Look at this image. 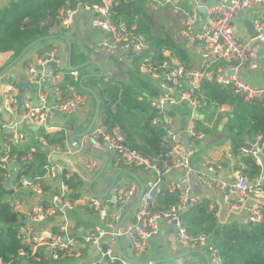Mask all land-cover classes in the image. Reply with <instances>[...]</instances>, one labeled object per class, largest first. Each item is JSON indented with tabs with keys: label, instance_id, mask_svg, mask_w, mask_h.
<instances>
[{
	"label": "built area",
	"instance_id": "2783aa9c",
	"mask_svg": "<svg viewBox=\"0 0 264 264\" xmlns=\"http://www.w3.org/2000/svg\"><path fill=\"white\" fill-rule=\"evenodd\" d=\"M143 1L150 7L171 4L177 13H182L185 23L181 37L186 40L187 47H199L202 50L201 68H186L168 50L164 52L166 59H156L145 37L136 33V27L129 28L124 22H114L112 0H102L101 5H85L80 0L78 7L61 10L58 16L59 31L65 35L70 33L75 17L84 9L90 13L92 26L102 33L98 48L110 55L124 57L131 65L135 59H142L140 72L147 75L159 90V95L151 105L157 114L152 125L164 127L163 142L170 153L165 159L145 157L129 146L127 135L119 126L107 127L100 115L88 135L77 140L82 150L70 143L71 136L67 134L68 137L62 139L58 133H45L60 139L57 143L49 144L42 137L41 145L36 147L31 143L30 133L19 131V125H11L0 118V186L11 192L6 201L19 218L20 225L16 232L23 238V244L31 248V254L20 251L17 261L30 259L42 264H61L71 260L78 264L84 250H95L99 259L93 264L117 261L130 264L118 252L119 238L127 236L134 257L139 258L152 248V240L167 226L173 228L176 242L182 249L188 252L203 251L209 256L211 264H225L209 236H191L183 225L182 216L203 200L192 195L191 187L182 182L193 173L192 157L189 146L176 131V116L173 113L178 106L186 104L192 108L200 107L202 99L199 98V91L204 82L230 87L233 94L246 103L264 104V87L240 77L244 71L255 73L260 69L253 43L258 41L264 47V0H214L205 8L202 0H187L189 12L182 10L180 0ZM202 8L205 9L204 16L201 15ZM253 9H258V17L253 20V24L259 36L255 40L244 41L237 37L233 23L240 12L246 13ZM50 44L52 47L43 58L25 66L26 82H30L37 91L35 101L22 100L19 107V85L11 81L2 85L4 111L10 116L20 109L23 123L31 128H48V122L55 114L75 115L94 105L90 94H82L77 90L79 71L63 68L61 47L53 41ZM51 62L56 63L58 69L48 68ZM67 76L71 83L66 84L64 91ZM220 111H224L223 108ZM197 129L195 120H192L188 135L194 142L203 141L206 134ZM5 131L11 133L7 135ZM88 143L105 149L108 157L106 179L102 180V175L97 180L92 190L94 195H103L117 172L129 171L137 179L121 175L107 198L93 197L90 184L78 185L73 191L65 183V179L69 180L72 175L70 169L63 163L50 161V158L53 155L76 157L90 173L96 175L102 166L95 158H84L83 151ZM41 147L48 149L43 175L19 177L18 174L26 171V166L33 162L34 155ZM262 151L260 139L256 143L247 140L246 146L241 149L242 154L251 156L261 169L264 166ZM220 170L208 167V171L214 175ZM245 170L246 166L239 162L230 180L207 178L204 173L199 179L211 192L223 193L224 202L232 212L245 211L247 222L261 223L264 219L263 173L261 171L251 179L245 175ZM64 172L66 174L63 177ZM122 176L129 179L119 181ZM138 179L144 184V195L128 219L131 220L128 228H122L116 234L118 225L140 190ZM23 192L29 193V197L24 198ZM73 193L80 196L75 201L70 196ZM166 194H176L178 204L166 212H156L158 199ZM76 209L89 211L94 217L83 235L74 232L67 217L68 213ZM215 216L219 218L217 211ZM0 264L11 263L0 260Z\"/></svg>",
	"mask_w": 264,
	"mask_h": 264
},
{
	"label": "trees",
	"instance_id": "16d2710c",
	"mask_svg": "<svg viewBox=\"0 0 264 264\" xmlns=\"http://www.w3.org/2000/svg\"><path fill=\"white\" fill-rule=\"evenodd\" d=\"M112 1L111 12L114 22L117 24L124 22L129 28L136 27V33L145 37L156 59H166L164 52L168 50L172 53V57L186 68H196L195 56L187 47L186 40L182 37L179 40L175 39L159 23L155 10L145 1ZM4 2V5L0 7V54L12 52L15 59L32 43L47 38L48 40L39 44L45 46L41 53L43 58L52 47L51 41L65 38L64 33L59 31V12L69 7L76 8L80 4L79 0H4ZM82 4L101 5L102 0H82ZM71 52L73 56V45ZM141 64V58L133 61L134 72L131 74L130 84L106 83L102 77L92 79V83L97 85L91 87L101 100L100 116L107 127L119 126L126 133L129 146L140 151L145 157L165 159L170 150L163 142L164 127L152 125L157 114L151 105L159 95V90L152 82L147 83L141 78L139 73ZM101 81L103 84L99 87L98 83ZM67 83H71L69 76L66 77V83L63 85L64 91H66ZM77 90L82 94H88L80 85ZM199 94L202 107L209 113L208 122H212L219 108L230 109V114L225 118L217 119L215 125L218 128L223 120L226 121L224 131L230 137L231 156L234 159H240L241 149L246 146L247 140L260 139V142L264 143V104L246 103L235 96L230 87L216 83H202ZM199 125L198 131L209 132L205 127L201 129ZM44 133L45 131L42 130L39 134L44 136L49 144L60 141L57 137ZM58 134L62 139L68 137L64 132ZM47 156V151L44 152L42 147L39 148L33 162L26 166L25 172L19 173V177L24 175L33 177L37 174L42 176L44 173L42 168L46 165L44 161ZM240 162L246 166L244 173L251 179L262 171L251 156L244 155ZM1 174L0 170V180ZM65 174L66 172L63 173V177ZM65 183L76 191L77 186L82 185L83 181L78 175L72 174L69 180L65 179ZM10 194V191L0 186V260L11 264H42L30 259L17 261L20 251L31 254V248L23 244V238L16 232L20 222L18 215L6 201ZM70 196L73 201L80 197L77 193ZM178 202L176 194H166L158 199L155 211L166 212ZM215 212L216 209H211L209 201H203L182 216L183 225L191 236H209L214 246L220 251L225 264H264V219L261 223L232 221L222 224L215 216ZM106 264L122 263L117 261Z\"/></svg>",
	"mask_w": 264,
	"mask_h": 264
},
{
	"label": "crops",
	"instance_id": "0c3cea01",
	"mask_svg": "<svg viewBox=\"0 0 264 264\" xmlns=\"http://www.w3.org/2000/svg\"><path fill=\"white\" fill-rule=\"evenodd\" d=\"M80 1V0H79ZM187 5L189 3L187 0H180ZM214 0H202V5L207 7L209 4H212ZM4 0H0L1 7L4 5ZM190 7V5H189ZM202 8L201 15L204 16L205 9ZM157 11V10H156ZM243 17H238L233 23V27L236 31L238 38L244 41H251L252 39L247 33V30L244 26L246 20L253 21L258 17V9H253L249 12L243 13ZM91 16L86 10L81 9L79 14L75 17L74 26L70 33L65 35L64 39L55 41L62 49L61 63L63 68H68V56L69 51L74 47L73 56H71V62L73 67H79L82 64L88 62H96L104 68L103 81L106 83H125L130 84L131 74L134 72L132 65L122 56L117 54L110 55L100 48H98V42L101 38V31L91 24ZM264 21V19H263ZM185 19L180 17H175V21L168 20L164 24L166 30L170 32L171 26L176 27V35L179 40L181 39V31L184 28ZM163 25V24H162ZM174 36V35H173ZM45 46L37 45L33 47L29 52L23 57V59L18 62L16 65L11 67L3 76L0 77V118L5 119L9 124H17L19 131H22L26 134L30 133L31 143L35 144L36 147L41 145V136L40 131H45V133H67L69 136H73L78 133L85 131L90 125L92 118L95 113V102L94 105L90 108L83 110L82 112L76 113L75 115H61L55 114L54 117L48 122V128L40 129L39 131H32L31 126L29 127L27 123H23L21 118V110L19 109L14 115H4L2 106V85L4 82L11 81L17 86L21 83L27 81L25 76V66L27 63L38 62L41 59V53L44 50ZM190 51L195 56L196 69L201 68L202 59L201 53L202 50L199 47L189 48ZM253 50L257 54L258 62L260 63V69L255 73L244 71L240 74V77L245 81H248L256 86L264 87V47L258 42L253 43ZM72 53V52H71ZM16 59L12 52L0 54V75L4 72L5 69H8ZM2 71V72H1ZM81 78L87 75H93L100 73L98 66L90 65L86 68L79 70ZM141 78L150 83L151 79L141 73ZM92 79H87L84 83L85 87H90L89 83H92ZM19 89V86H18ZM22 94L23 101H35L37 97V91L33 92L29 88H24ZM223 108L224 111H220ZM218 109L216 116L213 117L212 122H208L209 113L207 110L202 107V104L198 108H192L189 105L178 106L174 111L173 115L176 116V131L182 140L189 146V150L192 157V163L196 165V171L193 170L190 178L188 180H182L185 185L191 187L192 195L199 196L203 201H209L211 204V209H216L219 214L218 220L220 223H228L233 220H246L247 213L245 211L241 212H232L224 202L223 193H214L211 192L204 183L199 179V176L203 173L206 174L207 178L216 177L218 180L223 178L224 180H230L233 178L234 173L238 167L240 160L244 155H240V159H234L231 155V143L230 137L228 134H225L224 125L226 123L223 120L222 124L217 128L215 125L217 119L225 118L230 114V109L227 107H221ZM198 111V115L195 118L194 113ZM192 120H195V123L200 124L201 129L205 127L209 132H204L201 130V133H206V138L203 141H193L188 135V127ZM5 134L11 133L10 131H5ZM44 133V134H45ZM258 141V140H257ZM43 151L48 153V149L42 147ZM262 148V158L264 162V143H261ZM84 158H95L98 163L102 166L104 160L102 157H107V152L103 148L96 147L95 145L88 143L86 148L83 151ZM48 157V156H47ZM47 159V158H46ZM50 161L54 163H63L67 168L70 169L71 173L76 174L83 181V185H89L90 182L94 179L96 175L90 173L86 167L80 163L76 157H67L65 155H53L50 158ZM208 167H215L220 169L219 173L215 175L208 171ZM263 173V182H264V166L262 169ZM20 174H18L19 176ZM132 179V177H130ZM135 180V179H134ZM29 194L23 192V196ZM29 197V195H27ZM134 201L132 202V204ZM130 205V207L132 206ZM129 210V209H128ZM127 210V211H128ZM126 214V213H125ZM68 220L70 224L74 227V232L77 235H83L86 230L91 226L94 217L89 211H84L83 209L73 210L71 213H68ZM131 220H127L123 226L122 230H126L130 225ZM120 247L127 258L135 259L144 263H153V264H208L207 259L202 254H192L184 256L188 251L182 249L180 245L176 242L175 232L172 227L164 226L160 235L152 240V248L143 256L136 258L134 257L133 251L131 249V241L127 236L119 238ZM118 246V245H117ZM119 252V248H118ZM120 254V253H119ZM198 255V256H194ZM121 256V254H120ZM97 253L95 250H84L83 258L80 261H77L78 264H93L98 261ZM72 264L73 261H66ZM63 262L61 264H67Z\"/></svg>",
	"mask_w": 264,
	"mask_h": 264
},
{
	"label": "water",
	"instance_id": "95a60500",
	"mask_svg": "<svg viewBox=\"0 0 264 264\" xmlns=\"http://www.w3.org/2000/svg\"><path fill=\"white\" fill-rule=\"evenodd\" d=\"M1 7V5H0ZM202 10V9H201ZM243 12H240L239 13V16L240 17H243ZM244 26L247 30V33L248 35L250 36V38L252 40H255L258 36H259V33L257 31V29L255 28L254 24H253V21L251 20H246L244 22ZM48 40L47 38L46 39H40L34 43H32L30 46H28L24 51L23 53L16 59V61L8 67V69H5L4 72L1 73L0 77L3 76L11 67H13L14 65H16L18 62H20L23 57L29 52V50H31L33 47L41 44L42 42ZM51 40H54V38H51ZM90 65H95V66H98V69L100 71V73L98 74H93V75H87V76H84L80 79V82H79V85L80 87L85 91L87 92L88 94H90L92 96V98L94 99L95 101V113H94V116L92 118V121L90 123V125L88 126V128L83 131L82 133H78V134H75L73 136L70 137V143L76 148V149H79V150H82V148L80 147V145L78 144L77 140L78 139H81V138H84L85 136L88 135V133L92 130V128L94 127L99 115H100V110H101V100L97 94V92L92 89V88H88V87H84L83 86V83L87 80V79H101L103 76H104V68L99 65L98 63H96L95 61L94 62H88V63H85V64H82L80 65L79 67H73L72 66V62H71V51H69V56H68V69L70 71H79L83 68H86ZM48 68H52V69H58V65L56 63H53L51 62L49 65H48ZM40 70H43V71H47L46 69L42 68V67H39ZM234 73H230V75H233ZM24 88H29L31 91L33 92H36L35 91V88L34 86L30 83V82H24V83H21L19 85V91L20 93L23 92ZM22 100H23V96L22 94H20L18 96V105L19 107H21L22 105ZM4 115H7L6 111H3L2 112ZM195 115V118L198 115V111H196L194 113ZM197 119V118H196ZM44 128V126H41V127H32V131H39L40 129ZM253 143H256V141H252ZM102 159L104 160V163L101 167V169L99 170V172L96 174V176L94 177V179L90 182V185H89V189H90V192L92 194L93 197L95 198H107L114 190L116 184H117V180L118 178L121 176V175H128V176H131V177H134L137 179V177L129 172V171H121V172H117L114 174V176L112 177L111 179V182L109 184V186L107 187L105 193L101 196H96L93 194L92 190H93V186L94 184L97 182V180L102 176L104 175V173L106 172V168H107V164H108V157H102ZM47 159H45V163H47ZM192 168L194 171H196V165L194 163H192ZM138 182H139V185H140V190L137 194V196L135 197V201L134 203L132 204V206L129 208V210L126 212V214L124 215L122 221L120 222V224L118 225L117 227V230H116V234L119 233V231L123 228L125 222L129 219L131 213L136 209V207L138 206L140 200L142 199L143 195H144V192H145V188H144V184L138 179ZM118 248H119V253L121 254V257L129 262L130 264H153V263H144V262H141V261H137L135 259H130V258H127L121 247H120V244H119V240H118ZM192 254H202L206 257L207 259V262L208 264H211L210 262V259H209V256L203 252V251H190V252H187L184 256H188V255H192Z\"/></svg>",
	"mask_w": 264,
	"mask_h": 264
},
{
	"label": "rangeland",
	"instance_id": "374dc122",
	"mask_svg": "<svg viewBox=\"0 0 264 264\" xmlns=\"http://www.w3.org/2000/svg\"><path fill=\"white\" fill-rule=\"evenodd\" d=\"M151 8L153 10H155L154 13L156 15V18L159 20V23L161 25L163 24V26L166 23V21H168V20L175 21V17H180L181 19L184 18L182 13H177L174 10V8H173V6L171 4H163V5L162 4H156L155 7H151ZM189 8H190L189 5H187L186 3L182 2V10L189 12ZM176 30H177L176 27L172 25L171 28H170V32H171L172 35H174V37L177 38V35L175 33ZM98 84H99V87H100V85H102L103 82L101 81ZM92 85H97V84L94 83V82L93 83H89V86H92ZM110 177H112V176H110ZM123 178L125 180L129 179L128 177L122 176L119 181H121ZM105 179H106V173H104V175L102 176V180H105ZM27 195H29V194H25L24 198L28 197ZM233 221L241 222V223H247V221L245 219L244 220H233ZM194 256L196 257L198 255H194Z\"/></svg>",
	"mask_w": 264,
	"mask_h": 264
},
{
	"label": "bare ground",
	"instance_id": "6f19581e",
	"mask_svg": "<svg viewBox=\"0 0 264 264\" xmlns=\"http://www.w3.org/2000/svg\"><path fill=\"white\" fill-rule=\"evenodd\" d=\"M95 102V101H94Z\"/></svg>",
	"mask_w": 264,
	"mask_h": 264
}]
</instances>
